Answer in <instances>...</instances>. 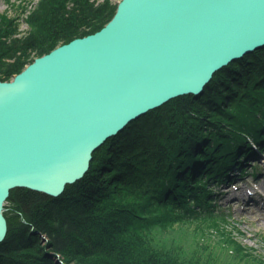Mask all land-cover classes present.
Here are the masks:
<instances>
[{
	"label": "trees",
	"instance_id": "16d2710c",
	"mask_svg": "<svg viewBox=\"0 0 264 264\" xmlns=\"http://www.w3.org/2000/svg\"><path fill=\"white\" fill-rule=\"evenodd\" d=\"M113 9L39 0L22 37L19 18L0 14V82L98 32ZM253 145L264 155V47L217 72L199 96L174 99L107 140L59 198L10 191L0 264H264L212 204V186L231 167L243 176L239 156L256 157ZM187 224L214 241L187 252L158 239Z\"/></svg>",
	"mask_w": 264,
	"mask_h": 264
},
{
	"label": "water",
	"instance_id": "95a60500",
	"mask_svg": "<svg viewBox=\"0 0 264 264\" xmlns=\"http://www.w3.org/2000/svg\"><path fill=\"white\" fill-rule=\"evenodd\" d=\"M263 47L264 0H122L101 30L0 82V243L11 190L61 196L128 124Z\"/></svg>",
	"mask_w": 264,
	"mask_h": 264
},
{
	"label": "rangeland",
	"instance_id": "374dc122",
	"mask_svg": "<svg viewBox=\"0 0 264 264\" xmlns=\"http://www.w3.org/2000/svg\"><path fill=\"white\" fill-rule=\"evenodd\" d=\"M38 1L39 0H0V14H7L10 17L19 18L18 37L24 36V34L29 31L27 23L28 13L35 8ZM90 1L94 2L95 5H100L105 2L109 3L111 7L114 8L113 15L111 17L112 19L117 11L119 3L122 0ZM26 6L27 10H25L24 14H22ZM27 66L28 64L24 67V69ZM15 76H13V78ZM254 172H258L261 175L257 180H255L254 176L247 175V177H244L241 182L237 180L235 184L227 188L224 184L215 186L214 190L216 195L227 193L222 199L217 197L215 203H217L216 209L223 212L226 215L228 222L234 225L232 231L235 233V236L240 240V242L264 260V210L255 208L253 205H248L245 201H243L244 196L250 193L248 190L251 189V192H254V189H252V186L250 185L259 182L260 187L258 190H264V178L262 176V172L264 171L261 170L260 172V170H255ZM6 206L7 202L5 201L3 205L4 218L6 214ZM227 228H230V226H227ZM195 229H197L195 225L187 224L186 226L177 228L167 234L160 235L158 239L166 241L173 247L179 246L182 250H186L187 252H189L190 246L193 242H196L199 245L201 243H212L214 241V236H209L206 233H203V235L201 233L199 234Z\"/></svg>",
	"mask_w": 264,
	"mask_h": 264
},
{
	"label": "bare ground",
	"instance_id": "6f19581e",
	"mask_svg": "<svg viewBox=\"0 0 264 264\" xmlns=\"http://www.w3.org/2000/svg\"><path fill=\"white\" fill-rule=\"evenodd\" d=\"M59 47H60V46H59ZM57 48H58V47H57ZM55 49H56V48H55ZM52 51H53V50H52ZM256 51H257V50H256ZM253 52H255V51H253ZM251 53H252V52H251ZM249 54H250V53H249ZM247 55H248V54H246L245 56H247ZM43 56H44V55H43ZM245 56H244V57H245ZM41 57H42V56H41ZM244 57H243V58H244ZM39 58H40V57H39ZM243 58H242V59H243ZM35 59H38V58H35ZM35 59H34V60H35ZM240 60H241V59H240ZM237 61H238V60H237ZM33 62H34V61H33ZM33 62H32V63H33ZM235 62H236V61H235ZM227 66H228V65H227ZM227 66H226V67H227ZM224 68H225V67H224ZM224 68H223V69H224ZM21 72H22V71H21ZM205 88H206V87H205ZM205 88H204V89H205ZM203 91H204V90H203ZM199 95H200V94H199ZM199 95H196V96H199ZM185 96H195V95H191V94H189V95H185ZM185 96H180V97H185ZM196 96H195V97H196ZM180 97H178V98H180ZM176 99H177V98H176ZM173 100H174V99H173ZM163 106H164V105H163ZM158 109H159V108H158ZM154 111H155V110H154ZM151 112H153V111H151ZM148 114H149V113H148ZM145 116H146V115H145ZM143 117H144V116H143ZM138 120H139V119H138ZM130 124H131V123H130ZM130 124H128V126H129ZM128 126H126V128H127ZM124 130H125V129H124ZM122 132H123V131H122ZM120 133H121V132H120ZM120 133H119V134H120ZM110 139H111V138H110ZM253 148L255 149L256 152H260L259 149H258L256 146L253 145ZM96 151H97V150H96ZM260 153H261V152H260ZM256 157H259V154H256ZM92 158H93V154H92ZM239 160H241L242 163H243V165H242V167L240 168V170H245L246 167L250 164V161H253V157H251V156H249V155H248V157H245V158L239 156ZM85 175H86V174H85ZM85 175H84V176H85ZM246 176H247V174H245V177H246ZM83 178H84V177H83ZM83 178H82V179H83ZM82 179L78 180L77 182L81 181ZM232 181H235V183L237 182L236 179H235V176H234V167H231L230 172H229L228 175L225 177L224 183H221V184H224V186L227 188L228 186L231 185V182H232ZM77 182H75V183H77ZM75 183H74V184H75ZM74 184H72V185H74ZM221 184H220V185H221ZM68 186H69V185H68ZM66 187H67V186H66ZM65 189H66V188H65ZM64 191H65V190H64ZM63 193H64V192H63ZM226 194H227V193H221V194L219 195V198H220V199L224 198V197L226 196ZM62 195H63V194H62ZM62 195H61V196H62ZM59 197H60V196H59ZM59 197H57V198H59ZM230 201H231V200H230ZM216 205H217V203H216ZM216 205H215V210H216V211H219L218 209H216ZM222 213H223V212H222ZM223 214H224V213H223Z\"/></svg>",
	"mask_w": 264,
	"mask_h": 264
}]
</instances>
